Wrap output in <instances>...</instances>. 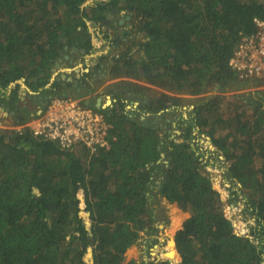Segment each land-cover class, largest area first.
Segmentation results:
<instances>
[{
    "label": "trees",
    "instance_id": "trees-1",
    "mask_svg": "<svg viewBox=\"0 0 264 264\" xmlns=\"http://www.w3.org/2000/svg\"><path fill=\"white\" fill-rule=\"evenodd\" d=\"M85 1L0 0V92L11 108L20 100L19 83L6 94L14 81L24 77L37 90L64 54L92 53L88 21L102 23L121 3L143 32L117 38L127 49L109 79L125 78L110 85L111 104L95 107L111 125L109 147L91 154L29 127L0 126V264H90L89 253L92 264H139L117 256L158 230L153 208L162 198L189 216L177 251L170 239L166 256L147 264H264V78L241 77L229 63L242 34L255 31L254 18H264V0ZM96 72L73 70L72 81L56 79L51 89L72 94L77 82L92 90ZM247 88H258L256 100L244 101L255 106L238 110V91ZM209 166L226 167L255 217L253 239L235 231Z\"/></svg>",
    "mask_w": 264,
    "mask_h": 264
},
{
    "label": "rangeland",
    "instance_id": "rangeland-1",
    "mask_svg": "<svg viewBox=\"0 0 264 264\" xmlns=\"http://www.w3.org/2000/svg\"><path fill=\"white\" fill-rule=\"evenodd\" d=\"M96 0H93L90 4H93ZM89 24V23H88ZM89 28H91V31L95 34V30L97 28L93 27V25L89 24ZM111 32L115 30V28H110ZM100 33V31H98ZM95 34V35H96ZM101 34V33H100ZM93 43L95 46V49L92 51V53H88L83 57L76 56L73 57V59L69 62L66 61L69 64H73L74 66H70L71 69H69V74L73 73V68L77 69L76 72L82 73V69L85 68L84 65L81 66L80 63L85 64V62H95V60H98L97 56L100 54H103L111 49V39L103 38L101 35L99 38H96L93 36ZM83 59V60H82ZM64 64V63H63ZM63 64L61 65V68L63 67ZM82 67V69H81ZM59 74V73H58ZM64 74V73H63ZM79 73H77V76ZM98 78L95 80L94 84L96 87H98V90H102V93L95 94L94 98L96 96H102L103 97V106L109 105L112 103L111 94H109L108 89L112 83L117 82L119 79H109L108 77L106 79ZM94 86V87H95ZM254 90H258V88H247L244 90L238 91V93L242 94V96H239V101H242L244 103L245 100L251 101V99L256 100V96L252 92ZM63 90H59L58 92L52 91L54 95H62ZM86 93V91H84ZM72 94H77L74 91L70 92ZM211 93V92H210ZM233 93V92H226ZM110 96V97H109ZM195 96L187 95V98H193ZM94 98L91 100V105H93ZM29 105L32 104V102L29 100ZM135 106H138V101L134 102ZM248 104V103H247ZM255 103L248 104V105H242L235 102L234 107L238 110H244L246 108H254ZM128 107H130V104H128ZM193 104L186 103L184 106H182V114L185 116H188L190 114V110L192 109ZM37 107L35 104L31 105L30 111H37ZM180 111V110H179ZM178 120V116H177ZM175 122V121H174ZM4 124V123H3ZM0 126L4 127V125L0 124ZM180 129L176 128V125L174 123V131L172 132L171 137L175 138L176 141H180L181 136L180 135ZM195 141H199L200 143L209 146L210 148L214 149V145L212 143V139L210 136H207L205 134L198 135L196 133ZM204 149H206V147ZM85 148V147H84ZM209 156V153L206 152V157ZM164 157V156H163ZM226 167H213L209 166L207 168V172H209L212 175V179L214 181L215 187L220 191L222 195V200L224 202L225 210L227 216L232 220L235 231L239 234H246L250 236L252 239L254 238V234L252 233V228L256 224V220L253 214L249 212V210L246 207L245 202L242 199L237 198V195L234 193V189H237V187H234L231 183V180L226 176L225 174ZM82 197V195H80ZM157 203L154 204V219H155V225L158 227V230L156 232L153 231L151 234L143 233V239H141L137 244L131 246L130 248L123 251L117 258L123 262H131L133 260H136L139 264H147L149 263V260H159L160 258H163L166 256V252L168 251V242L170 239L175 240L176 232L182 227V224L184 220L189 216L188 212H184L181 208L177 206L175 202L168 201L167 199H156ZM83 205V203H82ZM83 215L85 213L83 212ZM174 248L177 251L176 244H174ZM91 253L87 255V258L92 264L91 261ZM175 260L180 259V255L177 254Z\"/></svg>",
    "mask_w": 264,
    "mask_h": 264
},
{
    "label": "built area",
    "instance_id": "built-area-1",
    "mask_svg": "<svg viewBox=\"0 0 264 264\" xmlns=\"http://www.w3.org/2000/svg\"><path fill=\"white\" fill-rule=\"evenodd\" d=\"M254 22L255 31L242 34L229 63L241 77L264 78V18L255 17ZM84 99L76 94L50 95L40 113L17 124H4V128L22 133L29 127L35 135L56 140L62 148L82 144L93 154L101 147H109L111 125L102 111Z\"/></svg>",
    "mask_w": 264,
    "mask_h": 264
},
{
    "label": "flooded vegetation",
    "instance_id": "flooded-vegetation-1",
    "mask_svg": "<svg viewBox=\"0 0 264 264\" xmlns=\"http://www.w3.org/2000/svg\"><path fill=\"white\" fill-rule=\"evenodd\" d=\"M120 6L121 3L120 5H117V7H113L112 9H110V11L107 13V19H105L102 23L93 24L92 22H90V25H93V27L97 28V30H95V32H97V34L95 33L96 35L90 29V32L92 33L93 36L99 38L102 35L103 38L111 39L112 42L111 49L103 53V54H108L109 58L103 62H99L98 60H95V64L93 63L89 65L88 71L97 69V72L93 73V77L91 78L92 83H94L95 80H97L98 78H101V76H103L102 78L104 79H106L107 77L109 78L110 72L112 70V65L115 64L114 63L115 59L120 58L121 53L123 54L125 49H127V44L120 43V41L117 39L118 37L124 39V41L126 42L127 40H133L134 38L139 39L142 38L143 36V32L138 29L137 23H139V19H133L132 12L128 11V9H121ZM110 28H115V30L111 32ZM98 31H100L101 34L98 33ZM137 48L138 47L134 46V48H132L131 51L129 52L130 55H134ZM65 50H68L67 46L65 47ZM72 59L73 56L72 54L69 53V54H64V56L61 57L57 62H60L61 64L63 63L67 64L66 61L68 60L70 62ZM98 65L100 67H98ZM72 78L74 79L73 76ZM123 78L125 77H117V79L119 80ZM56 79H58L57 76ZM45 102H46V98L44 99L43 104H45ZM23 108H22V113L19 110L15 114L16 116L22 119L31 116L33 113L36 112V111L31 112L30 111L31 107H29L27 110H24Z\"/></svg>",
    "mask_w": 264,
    "mask_h": 264
},
{
    "label": "crops",
    "instance_id": "crops-1",
    "mask_svg": "<svg viewBox=\"0 0 264 264\" xmlns=\"http://www.w3.org/2000/svg\"><path fill=\"white\" fill-rule=\"evenodd\" d=\"M93 63L95 64V62H90V63L85 62V64H84V62L80 63L81 66L84 65V67H86L83 69L81 67L82 72L88 71L89 65L93 64ZM70 66H74V65H70L69 63H67V64L64 63L63 64V67H65L64 69L61 67L57 68L55 65L54 68L52 69L50 82L45 87H40L37 90L31 88L28 85V83L26 82V80H25V82H20L19 83L20 84V100L17 102V105H19L17 108H11L9 104H6L4 101H1V99L4 98V92H0V102H1L0 103V124H2V125L14 124V123L17 124L21 120H23L22 118L15 115L16 112H18L20 110V108L24 107L23 109L26 110V108H29V107H31L32 104H35L37 107L36 110L38 111L41 108V106L43 105L44 99L47 96V94L51 93V91L53 90L51 88H52L54 80H56V76L58 79L62 78V79H66V81H72L73 80L72 76L69 74ZM73 69L75 70V68H73ZM63 73H66V75L64 76ZM92 85H93V89L88 90V85L83 84L80 87H78L77 82H75L73 84V87H75V89L72 90V92L74 91L75 93H77L76 95L84 97L85 98L84 101L86 103L88 102L91 105V100H92V98H94L95 94H97V93L101 94L102 93V90H98L99 86L96 87L94 83H92ZM14 87H15V85H10L6 94L9 95L11 93L12 89H14ZM48 90H50V92H48ZM82 90L86 91V93L84 92V93L80 94ZM99 97H102V96L99 95V96H96V98H94V102L92 105L93 107H97ZM8 99H9V97H8ZM29 100L32 102V104H30V105L28 103ZM102 104H103V97H102Z\"/></svg>",
    "mask_w": 264,
    "mask_h": 264
},
{
    "label": "water",
    "instance_id": "water-1",
    "mask_svg": "<svg viewBox=\"0 0 264 264\" xmlns=\"http://www.w3.org/2000/svg\"><path fill=\"white\" fill-rule=\"evenodd\" d=\"M91 2H93V0H87V1H85L84 3H83V7H85L86 5H88V4H90ZM107 21H109V20H107ZM88 23L90 24V21H88ZM91 29V28H90ZM76 49V48H75ZM83 52H84V50H83ZM61 53L63 54V51L61 50ZM56 67L57 68H60L61 67V63L60 62H56ZM69 69H71V68H69ZM74 70V69H73ZM75 70H77V69H75ZM42 75V74H41ZM66 75V73H64V76ZM38 79V77H33V78H30V81H33V80H37ZM25 80H26V78H21V79H19V80H16V81H14L11 85H16V84H18V83H20V82H25ZM88 103V102H87ZM101 104H102V97H99L98 98V104H97V107H100L101 106ZM41 107H43V105L41 106ZM28 108H26V110H27ZM38 113H40L41 112V108L37 111ZM195 132H196V129H195ZM162 155H164V153H162ZM174 241V244H176V241L175 240H173Z\"/></svg>",
    "mask_w": 264,
    "mask_h": 264
}]
</instances>
